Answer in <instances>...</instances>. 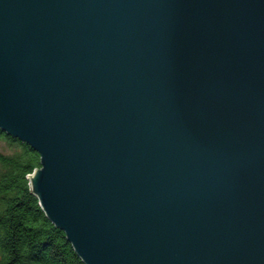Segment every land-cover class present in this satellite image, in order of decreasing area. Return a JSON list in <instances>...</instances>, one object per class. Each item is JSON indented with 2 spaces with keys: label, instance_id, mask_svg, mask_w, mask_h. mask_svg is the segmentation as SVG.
I'll return each mask as SVG.
<instances>
[{
  "label": "water",
  "instance_id": "obj_1",
  "mask_svg": "<svg viewBox=\"0 0 264 264\" xmlns=\"http://www.w3.org/2000/svg\"><path fill=\"white\" fill-rule=\"evenodd\" d=\"M0 130L84 264H264V0H0Z\"/></svg>",
  "mask_w": 264,
  "mask_h": 264
},
{
  "label": "trees",
  "instance_id": "obj_2",
  "mask_svg": "<svg viewBox=\"0 0 264 264\" xmlns=\"http://www.w3.org/2000/svg\"><path fill=\"white\" fill-rule=\"evenodd\" d=\"M0 141L10 151L0 152V264H84L29 192L39 155L1 130Z\"/></svg>",
  "mask_w": 264,
  "mask_h": 264
},
{
  "label": "rangeland",
  "instance_id": "obj_3",
  "mask_svg": "<svg viewBox=\"0 0 264 264\" xmlns=\"http://www.w3.org/2000/svg\"><path fill=\"white\" fill-rule=\"evenodd\" d=\"M0 152L4 154H8L10 152L3 141H0Z\"/></svg>",
  "mask_w": 264,
  "mask_h": 264
}]
</instances>
